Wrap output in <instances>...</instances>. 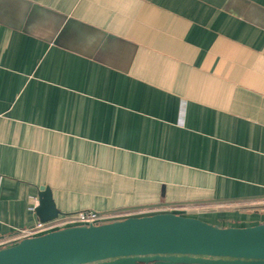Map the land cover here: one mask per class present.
<instances>
[{
  "label": "crops",
  "instance_id": "obj_1",
  "mask_svg": "<svg viewBox=\"0 0 264 264\" xmlns=\"http://www.w3.org/2000/svg\"><path fill=\"white\" fill-rule=\"evenodd\" d=\"M60 215L264 224V0H0V239Z\"/></svg>",
  "mask_w": 264,
  "mask_h": 264
},
{
  "label": "water",
  "instance_id": "obj_2",
  "mask_svg": "<svg viewBox=\"0 0 264 264\" xmlns=\"http://www.w3.org/2000/svg\"><path fill=\"white\" fill-rule=\"evenodd\" d=\"M35 214L56 219L51 191L40 187ZM0 264H264V224L218 227L158 213L72 226L0 249Z\"/></svg>",
  "mask_w": 264,
  "mask_h": 264
},
{
  "label": "built area",
  "instance_id": "obj_3",
  "mask_svg": "<svg viewBox=\"0 0 264 264\" xmlns=\"http://www.w3.org/2000/svg\"><path fill=\"white\" fill-rule=\"evenodd\" d=\"M112 216L98 214L92 211H80L69 215H59L56 219L40 223L19 231L16 237L9 240L0 239V249L16 244L24 238L37 237L52 231L72 226L100 225L108 223Z\"/></svg>",
  "mask_w": 264,
  "mask_h": 264
},
{
  "label": "rangeland",
  "instance_id": "obj_4",
  "mask_svg": "<svg viewBox=\"0 0 264 264\" xmlns=\"http://www.w3.org/2000/svg\"><path fill=\"white\" fill-rule=\"evenodd\" d=\"M201 220V219H200ZM207 223V222H206ZM214 226H218V225H214ZM218 227H221V226H218Z\"/></svg>",
  "mask_w": 264,
  "mask_h": 264
}]
</instances>
